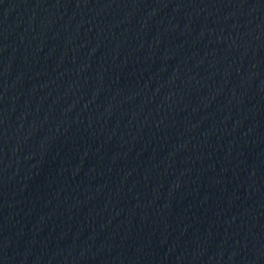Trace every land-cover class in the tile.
Listing matches in <instances>:
<instances>
[{"label":"water","instance_id":"water-1","mask_svg":"<svg viewBox=\"0 0 264 264\" xmlns=\"http://www.w3.org/2000/svg\"><path fill=\"white\" fill-rule=\"evenodd\" d=\"M67 0H0V122Z\"/></svg>","mask_w":264,"mask_h":264}]
</instances>
